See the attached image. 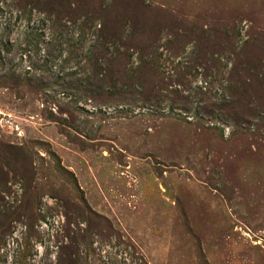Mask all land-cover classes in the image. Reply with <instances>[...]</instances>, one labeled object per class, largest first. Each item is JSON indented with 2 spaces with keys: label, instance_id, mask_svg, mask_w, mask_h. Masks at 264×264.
<instances>
[{
  "label": "rangeland",
  "instance_id": "rangeland-1",
  "mask_svg": "<svg viewBox=\"0 0 264 264\" xmlns=\"http://www.w3.org/2000/svg\"><path fill=\"white\" fill-rule=\"evenodd\" d=\"M0 264H264V0H0Z\"/></svg>",
  "mask_w": 264,
  "mask_h": 264
}]
</instances>
